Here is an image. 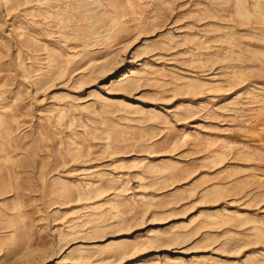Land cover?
I'll list each match as a JSON object with an SVG mask.
<instances>
[{
    "label": "rangeland",
    "instance_id": "1",
    "mask_svg": "<svg viewBox=\"0 0 264 264\" xmlns=\"http://www.w3.org/2000/svg\"><path fill=\"white\" fill-rule=\"evenodd\" d=\"M0 264H264V0H0Z\"/></svg>",
    "mask_w": 264,
    "mask_h": 264
}]
</instances>
